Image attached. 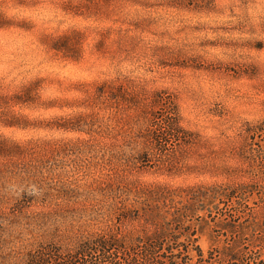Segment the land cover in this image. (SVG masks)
Listing matches in <instances>:
<instances>
[{"label": "rangeland", "instance_id": "obj_1", "mask_svg": "<svg viewBox=\"0 0 264 264\" xmlns=\"http://www.w3.org/2000/svg\"><path fill=\"white\" fill-rule=\"evenodd\" d=\"M262 119L264 0H0V264H264Z\"/></svg>", "mask_w": 264, "mask_h": 264}, {"label": "trees", "instance_id": "obj_2", "mask_svg": "<svg viewBox=\"0 0 264 264\" xmlns=\"http://www.w3.org/2000/svg\"><path fill=\"white\" fill-rule=\"evenodd\" d=\"M249 126H247L246 128V132L249 136L250 139H253L255 141L256 138H258L260 140V142L264 141V119L260 120L259 122H257L256 124H248ZM256 144H258V146L261 148L262 152L260 153L261 156V161H262V165H264V144L263 143H257L254 142ZM101 246V244H100ZM159 244H148L145 249H144V254H142L144 256V259L146 261H148L150 264H158V262L154 260V254H155V250L157 247H159ZM104 247V246H102ZM110 247V244H109ZM51 252H49V250H44V251H36L33 252L30 257H29V262L30 264H42V261H47V259H49L52 255L50 254ZM80 254H82V252H79ZM198 255H199V259L203 260V256H202V252L201 250H198ZM225 262H227L226 264H250V261L247 259L246 255H242L239 258L237 257H232L230 258V260H223V261H218L217 264H225ZM131 264H135L134 259H131Z\"/></svg>", "mask_w": 264, "mask_h": 264}]
</instances>
